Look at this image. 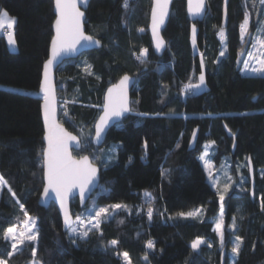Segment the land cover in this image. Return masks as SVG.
I'll return each instance as SVG.
<instances>
[{"label":"trees","instance_id":"obj_1","mask_svg":"<svg viewBox=\"0 0 264 264\" xmlns=\"http://www.w3.org/2000/svg\"><path fill=\"white\" fill-rule=\"evenodd\" d=\"M128 3L125 8L124 0H91L85 31L98 38L101 47L64 60L55 73L59 104L64 99L78 101L67 105L69 117L64 116L63 107L60 111L61 123L78 136L81 129L93 133L100 112V107L94 106H102L106 87L126 73L136 77L131 89L133 111L108 130L100 148L87 136L86 146L73 151L75 156H92L99 155L101 148L116 147L115 158L107 168L102 159L96 162L100 183L87 204L80 208L76 199L71 202L74 216L92 206L93 201L97 206L122 202L131 211L120 210L104 221L102 236L92 233L86 240L76 238L73 244L68 232L63 231L56 205L43 208L38 204L44 146L38 88L52 37L53 0H0V11L16 20V50L9 48L0 29V174L16 193L14 198L4 187L0 194V254L11 250L10 242L3 239V230L24 217L16 203L18 198L37 218L39 238L35 245L24 246L8 258L9 264L32 260L33 246L37 259L44 264H124L117 255L124 251L132 264H220L219 239L213 231L219 201L199 159L205 142L214 140L210 148L213 163L219 165L223 157H228L234 170L240 160L247 178L245 190L235 186L225 197L224 264L231 258L233 264H264V211L260 208L264 195V75L241 72L240 49L248 44L241 45L239 36L245 0H228L227 51L223 57L219 56L222 44L217 35L223 0H207L206 16L196 22L187 16L185 0H173L162 31L167 46L161 56L152 50L147 30L151 0ZM247 7L252 12L250 33L254 34L263 15L257 16L249 0ZM192 24L197 26V49L191 43ZM139 28L144 31L139 32ZM141 48L148 49L144 63L136 59ZM199 52L204 53L205 88L195 95L182 94L184 84L200 73ZM84 60L92 65L94 75L84 73ZM162 93H166L163 102ZM193 129L197 134L190 144ZM228 129L235 133V140L227 134ZM248 156L254 166L253 198L245 166ZM145 190L155 198L151 221L146 214L149 198ZM201 207L203 213L198 218L176 216ZM233 216L237 221L235 234L244 240L239 253L231 256L234 237L227 226ZM197 237L206 243L193 250L191 242ZM113 239L118 244L106 248ZM149 239L154 240V249L146 248ZM146 253L148 261L143 259Z\"/></svg>","mask_w":264,"mask_h":264},{"label":"snow or ice","instance_id":"obj_2","mask_svg":"<svg viewBox=\"0 0 264 264\" xmlns=\"http://www.w3.org/2000/svg\"><path fill=\"white\" fill-rule=\"evenodd\" d=\"M172 0H152L151 3V34L154 42L155 50L166 48V41L161 35V27L165 25L166 19L170 16V5ZM227 4L228 0H224V11L221 25L218 28L217 35L222 44V50L219 53L220 57H223L227 51V35L225 24L227 23ZM260 5H264V0H259ZM88 0H54L55 20L53 22L54 35L51 38L50 56L43 63L42 79L39 85L38 95L42 99V115L44 124V146L41 150L42 162H43V197H48L54 194L55 199L59 202L60 211L63 215V224L67 229L69 240L71 243H76V238L80 240H86L92 233H98L103 235L101 224L106 221L110 216L115 215L118 211H131L129 205L125 203H114L104 206H97L93 201L90 208H86V216L82 214H72L69 208V200L74 198L77 194L81 201V204H85L89 199L94 186H96L98 180L99 168L97 161L101 160L100 155L93 154L80 155L78 158L73 156L72 147L75 146L77 149H82L86 146L87 136L92 137V141L99 144L101 143L112 123L124 113L133 111L130 107L129 100V85L132 82V77L128 74H124L119 80L111 84L104 95V102L100 107L101 114L95 120L93 124L94 135L92 131L85 133L81 129V135H74L68 131L62 123L57 119V86L52 78L53 66L60 61L64 56L70 53H76L82 48L89 46H100L101 42L95 36L87 35L84 31V25L86 22L85 11L83 8H87ZM123 6L129 7L128 0H124ZM252 9L256 10L257 16L264 15V10L257 6L256 0H251ZM207 0H187V13L190 17H203L206 12ZM252 12L247 7V0H245V10L243 14V20L239 24V36L241 45L251 43V48L247 50V56L242 61L243 68L241 71L251 72L253 74H264V20H258V27L256 34L250 33ZM16 20L14 17H9L6 11H0V29H8L7 31V42L9 46L14 47L16 40L14 38V25ZM214 28L217 26H213ZM139 32H143L144 28H139ZM191 43L194 49H197V26L196 24L191 25ZM245 49L241 47L240 53L243 55ZM200 56V73L197 79V83L193 84L190 82L185 84L182 88V94L195 95L196 92L205 85V61L204 53L199 52ZM135 55V54H134ZM148 55L147 48H141L136 59L141 63L145 62V58ZM83 65V71L85 74L91 76L94 75L92 71V65L84 60L81 62ZM80 67V65H77ZM100 79L99 76L96 77ZM165 88L167 85L164 86ZM63 88V85H61ZM166 93H162L163 96ZM78 101L73 98L72 100L64 99L61 103L64 105L62 108L65 117H69L67 105L70 103H77ZM139 101H136L138 103ZM141 116H147L148 113H138ZM159 115V114H157ZM211 115V114H209ZM227 128V125H225ZM231 133V129H228ZM197 129H193L192 140L190 144L195 141ZM183 135V134H181ZM233 140H235V133H231ZM215 141H207L204 145V151L201 153L199 159L204 163V169L207 172L208 179L210 180L213 187L217 190V195L220 201V211L217 218L214 219L213 231L219 238V248L223 253L225 247V216H224V201L225 195L232 188L233 177L230 175V168L226 163H222L220 169H216L209 154V149L215 145ZM179 143L177 147H179ZM145 150L147 149V141L144 143ZM103 152V150H99ZM116 147L110 148L106 154L105 159L102 161L104 168L115 158ZM246 167L251 171V158L246 157ZM131 162V157L129 158ZM167 170L162 172V175ZM239 171V166L237 167ZM222 172V176H221ZM262 176H264V170H262ZM223 178V182H222ZM241 182L243 177L241 176ZM7 187V190L15 198L16 193L12 190L11 186L8 185L7 180L0 174V190ZM222 188V190H221ZM107 191V189H104ZM144 195L149 198V205L147 207V217L151 221L154 213L152 207V201L155 199L150 192L145 190ZM16 203L19 206L20 211L23 213L25 219L20 224H12L3 230V239L6 242H10V251L5 254H0V264H8V258H11L14 254L20 251L21 246L35 245L39 238V229L37 227V219L30 216L28 211L25 209V205L16 199ZM260 208L264 211V195L260 198ZM203 208H196L188 212H178L177 217H192L198 218L202 215ZM164 213H160L163 216ZM172 219L174 217H168ZM243 219V217H241ZM19 220V218H17ZM120 223H123L121 220ZM228 230L234 239H231L232 247L231 252L238 254L243 244L244 238L240 235L235 234L237 230L236 217H232L231 224L228 225ZM206 241L202 237H197L191 242L193 250L199 249L202 244ZM118 241L113 239L108 241L105 247H115ZM209 247L212 245L209 243ZM155 242L152 239L146 241L147 249H154ZM31 255L33 260L30 264H43V262L37 259V249L35 246L31 248ZM118 256L122 257L124 264H132L129 253L124 251L118 252ZM7 257V258H5ZM143 259L148 261L147 253Z\"/></svg>","mask_w":264,"mask_h":264},{"label":"water","instance_id":"obj_3","mask_svg":"<svg viewBox=\"0 0 264 264\" xmlns=\"http://www.w3.org/2000/svg\"><path fill=\"white\" fill-rule=\"evenodd\" d=\"M90 1L91 0H88V5H87V8H88V6H89V3H90ZM172 2H173V0H172ZM151 3H152V0H151ZM172 5V4H171ZM171 5H170V13H171ZM185 5H186V13H187V0H185ZM228 5V4H227ZM87 8H83L82 7V10H84L85 11V18H86V10H87ZM207 8H208V4H207V7H206V12H205V14L203 15V17H190L189 15H188V13H187V16H188V18H189V20L191 21V22H196V21H203L204 20V18H205V16H206V13H207ZM223 11H224V0H223ZM223 11H222V18H223ZM53 13H54V20H55V10H54V0H53ZM54 20H53V22H54ZM168 20H169V18H167L166 19V22H165V25H163L162 27H161V35H162V31H163V29L165 28V26H166V24H167V22H168ZM221 22H222V19H221ZM150 23H151V8H150V12H149V19H148V27H147V30H148V33H149V37H150V41H151V46H152V50L154 51V53L157 55V56H161L162 54H163V52L165 51V49L166 48H164V49H162V50H160L159 52H157L156 50H155V46H154V42H153V40H152V34H151V27H150ZM225 27L227 26V23L224 25ZM84 31H85V25H84ZM85 33L87 34V35H91V34H89V33H87L86 31H85ZM54 35V28H53V23H52V36ZM52 38V37H51ZM98 39V38H97ZM165 40V39H164ZM167 45V44H166ZM101 47V45L100 46H89V47H87V48H82V49H80L78 52H76V53H70V54H67L66 56H64L60 61H58L54 66H53V69H52V78H53V81H54V83L56 84V69H57V67L64 61V60H66V59H73V58H77V57H79L82 53H84V52H87V51H91V50H94V49H98V48H100ZM50 48H51V40H50V44H49V51H48V57L46 58V60L49 58V56H50ZM42 71H43V66H42ZM42 71H41V79H42ZM126 74H128L130 77H132L133 79H132V82L130 83V85H129V91H128V95H129V100H130V107H131V89H132V87H133V85H134V83H135V79H136V77L134 76V75H132V74H129V73H126ZM123 76V75H122ZM41 79H40V82H41ZM119 80V79H118ZM117 80V81H118ZM116 81V82H117ZM116 82H114V83H116ZM114 83H111V84H114ZM111 84H109L107 87H106V89H105V91H104V94H103V102H104V95H105V93H106V90H107V88L111 85ZM40 85V84H39ZM57 86V85H56ZM38 92H39V88H38ZM57 100H58V92H57ZM42 102L43 101H41V105H42ZM102 105H103V103H102ZM41 120H42V124H43V115H42V107H41ZM129 113V112H128ZM128 113H124V115L123 116H121L120 118H118V120H116V121H114L113 123H112V125L109 127V129L113 126V125H115L116 123H118V122H120ZM101 114V112H99V114H98V116ZM98 116H97V118H98ZM96 118V119H97ZM57 119L59 120V122L61 123V121H60V104H59V101H58V104H57ZM63 124V123H62ZM64 125V124H63ZM64 127H65V125H64ZM66 128V127H65ZM67 129V128H66ZM108 129V130H109ZM68 130V129H67ZM68 131H70V130H68ZM70 132H72V131H70ZM73 133V132H72ZM107 133H108V131H107ZM74 135H76L75 133H73ZM227 134H230V132L227 130ZM93 135H94V130H93ZM43 136H44V124H43ZM106 136H107V134H106ZM106 136H105V138H104V140L101 142V143H99V144H97V143H95L94 141H92V137H91V143H92V145L93 146H96V147H100V146H102L103 144H104V142H105V139H106ZM44 142V141H43ZM234 148H235V141H233V144H232V147H231V152L233 153V151H234ZM72 154H73V151H77V150H80V149H77V148H75V146H73L72 147ZM84 155H87V154H84ZM73 156H75L74 154H73ZM77 158L79 157V156H76ZM248 157H250V156H248ZM251 171L248 169V167H247V170H248V178H249V193H250V196H251V198H253V195H254V185H255V179H254V166H253V164H252V161H251ZM98 166V165H97ZM98 168L100 169V167L98 166ZM99 183H100V170H99V172H98V180H97V183H96V186H94V190L92 191V193H91V195H90V197L92 196V194L97 190V188H98V185H99ZM43 186H44V179H43ZM43 186H42V189H41V192H40V195H39V198H38V204L41 206V207H43V208H47L51 203H54L55 205H56V207H57V210H58V212H59V215H60V218H61V222H62V228H63V231H67V229L64 227V224H63V215H62V212L60 211V207H59V202L55 199V197H54V194H52V195H50V196H48V197H43ZM90 197H89V199H90ZM74 199H76L77 201H78V205H79V207L80 208H82V207H84L86 204H87V202L89 201V199L86 201V203L85 204H81V201H80V199H79V196H78V194L74 197V198H71L70 200H69V208H70V210H71V212H72V207H71V202H72V200H74ZM72 214H73V212H72ZM74 215V214H73ZM225 249L223 250V253H221L220 254V264H224V254H225ZM33 260V259H32ZM32 260H28V261H26V262H24V263H22V264H30V262L32 261ZM44 264V263H43Z\"/></svg>","mask_w":264,"mask_h":264},{"label":"rangeland","instance_id":"obj_4","mask_svg":"<svg viewBox=\"0 0 264 264\" xmlns=\"http://www.w3.org/2000/svg\"><path fill=\"white\" fill-rule=\"evenodd\" d=\"M250 1V3H251V0H249ZM256 2H257V6L259 7V8H261V7H264V5H260L259 4V0H256ZM4 11V10H3ZM9 15V14H8ZM9 17H12V16H10L9 15ZM263 20H264V15H263ZM5 29H7L6 27H5ZM5 29H1V30H5ZM257 29V28H256ZM8 30V29H7ZM256 34V30L254 31V34L253 35H255ZM190 38H191V35H190ZM6 41H7V35H6ZM8 43V42H7ZM249 48H251V43L249 42L248 44H247V46H246V48H245V51H244V53H243V55H241V59H240V67H241V69L243 68V63H242V61L246 58V56H247V50L249 49ZM13 49H15L16 50V45H15V48H13ZM146 59V58H145ZM140 62V61H139ZM243 74H247V75H264V74H253V73H251V72H244V71H241ZM198 76L199 75H197L196 76V79H194V76L191 78L192 80H196L197 81V79H198ZM191 80V83H193V84H195V83H197L196 81L195 82H193ZM190 82V79L185 83V84H187V83H189ZM184 84V85H185ZM203 88H205V85L204 86H202L199 90H201V89H203ZM62 107H64V105L62 104H60V111H61V108ZM205 145V144H204ZM204 145H203V148H202V150H201V153L204 151ZM101 147V146H100ZM99 147V148H100ZM99 150H103V152H101V151H98L99 152V155L101 156V159L102 160H104L105 159V157H106V154H107V152H108V150L106 149V148H101V149H99ZM201 153H200V155H201ZM209 154H210V149H209ZM200 157V156H199ZM201 161V160H200ZM201 163L203 164V166H204V163H203V161H201ZM222 163H226L228 166H229V168H230V175L233 177V180L235 181L234 183H233V186H232V188H234L235 186H237V188L239 189V190H245V187H246V181H247V178H246V176L244 175V173H243V170H242V167L244 166L243 165V163L239 160L236 164H235V166H234V170H232L231 169V165H230V163H231V161H230V159L228 158V157H223V159L221 160V162H220V164L219 165H215L214 164V166H215V168L216 169H220V167H221V164ZM239 166V171H237V167ZM205 173H206V177H207V181L209 182V184L211 185V187L214 189V191L216 192V194H217V190H216V188L215 187H213L212 186V184H211V182H210V180L208 179V176H207V172L205 171ZM221 176H222V172H221ZM241 176L243 177V182H241ZM222 182H223V178H222ZM232 188H230L229 189V191L230 190H232ZM221 190H222V188H221ZM1 191L2 190H0V194H1ZM227 195V194H226ZM226 195H225V197H226ZM217 197H218V195H217ZM218 201H219V197H218ZM104 206V205H103ZM91 207V206H90ZM90 207H88V208H90ZM219 207H220V201H219ZM219 211H220V208H219ZM77 214H82L83 216H86L87 215V213H86V211H83L82 213L81 212H78ZM30 215V214H29ZM218 215H219V212L217 213V215L215 216V218H217L218 217ZM30 216H33V215H30ZM33 217H35V216H33ZM36 218V217H35ZM25 219V217H23V219L22 220H20L17 224H20L23 220ZM37 219V218H36ZM229 224H231V221H230V223ZM228 224V225H229ZM213 228H214V225H213ZM227 228H228V226H227ZM77 238H79V237H77ZM219 239V238H218ZM232 239H234V238H232ZM231 247H232V243H231ZM231 247H230V255L231 256H234V254L231 252ZM22 248H24V246H21V248H20V250L22 249ZM233 262H234V260L231 258L230 259V261H229V264H233ZM9 264V263H8Z\"/></svg>","mask_w":264,"mask_h":264},{"label":"built area","instance_id":"obj_5","mask_svg":"<svg viewBox=\"0 0 264 264\" xmlns=\"http://www.w3.org/2000/svg\"><path fill=\"white\" fill-rule=\"evenodd\" d=\"M7 29H5V30H2L1 32L4 34V35H7Z\"/></svg>","mask_w":264,"mask_h":264},{"label":"crops","instance_id":"obj_6","mask_svg":"<svg viewBox=\"0 0 264 264\" xmlns=\"http://www.w3.org/2000/svg\"><path fill=\"white\" fill-rule=\"evenodd\" d=\"M8 46H9V44H8ZM9 48H10V49H13V48H15V46H14V47L9 46Z\"/></svg>","mask_w":264,"mask_h":264}]
</instances>
